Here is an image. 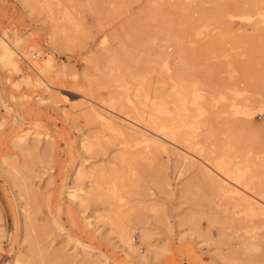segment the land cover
<instances>
[{"label": "rangeland", "instance_id": "obj_1", "mask_svg": "<svg viewBox=\"0 0 264 264\" xmlns=\"http://www.w3.org/2000/svg\"><path fill=\"white\" fill-rule=\"evenodd\" d=\"M237 1L0 0V39L53 65L0 62V264H264V226L223 194L213 165L249 168L243 182L264 187V15L243 19ZM161 101L159 121L190 127L152 156L89 111L145 126L137 112ZM18 129L31 135L16 144Z\"/></svg>", "mask_w": 264, "mask_h": 264}, {"label": "bare ground", "instance_id": "obj_2", "mask_svg": "<svg viewBox=\"0 0 264 264\" xmlns=\"http://www.w3.org/2000/svg\"><path fill=\"white\" fill-rule=\"evenodd\" d=\"M243 1H246V0H243ZM234 6L239 12L240 11L242 12L241 17L243 19H246L249 21L251 19L253 21L255 14H257L259 17L260 16L263 17V15H264V0H247L245 3L238 0ZM64 15L66 16V19L70 20V17H69L70 14H69L68 9L64 10ZM256 20H259V19H257V17H256ZM256 20H254L255 21L254 26H255V24H256V26H258L259 22H261V20H259V21H256ZM75 23H77V22H75ZM251 24H253V23L251 22ZM62 28H63V26H62ZM58 29H59V27H58ZM58 29L56 27V31H54L55 29H53L50 32V35H51L50 38H52V40L60 39L59 37L61 35L59 34ZM63 30H66V29H63ZM20 40H21L20 37L19 38L15 37L12 41H10L6 38L0 39V62L1 63L16 66L15 54H24L30 59L31 54H29V53H31L33 47H31L29 50L22 48L20 46ZM62 40H64V39H62ZM167 41L169 42V44L171 43L176 47L174 49L175 50L174 53L180 54L181 51H180V47H179L180 46L179 40H177L173 37H168ZM30 60H31V63L35 66V68L40 72V75L47 74L53 68V65L51 64L49 59H42V60L30 59ZM56 74H58V73H56ZM38 80H40V79H38ZM177 82H178L177 83L178 85L180 84L179 86L177 85V87H179V88L176 89V93L178 95L177 101L179 103V106H177V108L180 110V114H182L181 111H183L184 113L187 112V108L185 106V103H186V96H185L186 95V91H185L186 88L185 87L186 86H184V87L182 86L180 79ZM138 93H140V91H138ZM235 93L238 94L239 92H235ZM141 95H143V94H141ZM193 95H195V97H198L199 94H198V92L195 91ZM150 96H151V94H150ZM150 96H149V98H150ZM129 98H130V96H129ZM138 99H139V97H138ZM138 99H136V100H138ZM140 100H142V99H140ZM174 102L177 103L176 101H174ZM175 103H174V105H175ZM154 104H156V103H154ZM135 107L137 108V106H135ZM175 107H176V105H175ZM133 109L135 110V108H133ZM142 109L144 110V108H142ZM175 110H176V108H175ZM89 111H90V113L93 114V116L95 115L97 118H99L102 121V123L107 126L106 128H109L113 133H115L120 138V140H122V142L124 143L125 146L130 145V146L138 147L139 148L138 152H140L139 154H141L142 156H152L158 150L163 148V145L165 144L166 140L168 141V139H177L178 128H180L181 126L190 127V123L185 122L183 118H182L183 121L181 123H175V122L174 123H166L165 121H167V120L165 118H164V122L159 121L158 115L165 114V116H166V113H167L166 103L163 101L158 103L156 113H153L151 111L146 110V114L144 115L145 111L137 112V116L139 117L138 121H142V123L145 126H142L141 124H139L136 121H133L130 119L129 120L123 119L121 117H117L115 115L104 112V111L96 108L92 104L90 105ZM136 111H139V110H136ZM244 112H247V110H244ZM193 116H194V114H193ZM174 119L175 118L173 117V120ZM28 135H31V133L28 132L27 130L25 131L24 129H18L16 134H14V137H13L14 142L16 144H19V143L25 141V139H27ZM39 135H40V133L36 132L33 134L32 137L36 138ZM179 135H181V133ZM184 137H185V135H184ZM182 139H183V137H182ZM184 140H186V139H184ZM210 148H213V147H210ZM229 159H230V157H229ZM215 161H214L215 163L213 162L214 163L213 165L215 166L214 168H216V172H218L221 175L218 177V179H216L219 189L222 192H224L223 194L226 193V194H228V196L235 199L234 200L235 206L240 207V211L243 212L246 219H248L250 222H252V224L254 225L253 227L256 228V225H260V227H263L264 226V187H255L256 185H254V184L252 185V187H250L249 182L248 183L243 182L246 178H249V180H253L255 178L254 174L251 175L252 173L251 172H250L251 174L249 173V171H248L249 168H248V170L240 168V169H237V170L235 169L234 171H232L228 167L230 164L228 165L229 162L227 160L219 159V160H215ZM2 163H4V161ZM205 168L206 167H204V169ZM215 176H217V175H215ZM258 178H259V176H258ZM232 180H234V182ZM212 183H214V182L212 181ZM248 188L251 191L246 190ZM79 190L80 189H77V190H74L73 192L68 193V196H69L71 201L77 200L79 203H81L83 201L84 198H82V197L86 195V192H84L82 190L79 191ZM85 198H86V196H85ZM88 223L89 222H87V224ZM120 237H121V240L126 243V246L131 245V243H130V230L128 227L121 228ZM249 247L251 249L252 248L253 249H259L258 245H256V244L255 245L250 244ZM129 248H130V246H129ZM133 251H134V249H133ZM20 260H18V258H17L15 261L17 263L23 264L21 262L22 260L21 261ZM24 263L26 264L27 262H24ZM255 263H256V261H254V260L250 262V264H255ZM29 264H34V263H29Z\"/></svg>", "mask_w": 264, "mask_h": 264}]
</instances>
